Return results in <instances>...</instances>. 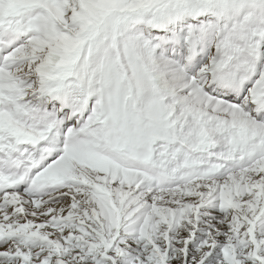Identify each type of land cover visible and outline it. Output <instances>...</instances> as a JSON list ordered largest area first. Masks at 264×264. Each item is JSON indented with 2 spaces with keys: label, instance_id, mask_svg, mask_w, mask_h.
Returning a JSON list of instances; mask_svg holds the SVG:
<instances>
[{
  "label": "snow or ice",
  "instance_id": "6c2138e0",
  "mask_svg": "<svg viewBox=\"0 0 264 264\" xmlns=\"http://www.w3.org/2000/svg\"><path fill=\"white\" fill-rule=\"evenodd\" d=\"M0 264H264V0H0Z\"/></svg>",
  "mask_w": 264,
  "mask_h": 264
}]
</instances>
